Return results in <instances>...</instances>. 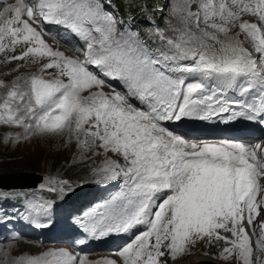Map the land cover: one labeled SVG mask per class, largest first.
Instances as JSON below:
<instances>
[{
    "label": "snow or ice",
    "instance_id": "1",
    "mask_svg": "<svg viewBox=\"0 0 264 264\" xmlns=\"http://www.w3.org/2000/svg\"><path fill=\"white\" fill-rule=\"evenodd\" d=\"M110 7L111 0H16L0 11L3 63L47 61L39 73L0 80V124L22 129L15 142L67 133L84 152L122 157L97 170L123 187L76 221L79 244L143 226L117 250L122 264H168L204 240L223 241L225 260L264 264V221H256L264 213V141L191 142L166 126L221 114L264 122V0H170L180 26L157 27L155 50ZM45 25L82 41L75 51L83 59L46 43L44 32L59 33ZM49 69L56 73L45 78ZM49 183L62 191L68 181ZM14 264L121 262L49 249Z\"/></svg>",
    "mask_w": 264,
    "mask_h": 264
},
{
    "label": "rangeland",
    "instance_id": "2",
    "mask_svg": "<svg viewBox=\"0 0 264 264\" xmlns=\"http://www.w3.org/2000/svg\"><path fill=\"white\" fill-rule=\"evenodd\" d=\"M165 3L167 6L164 8V11L168 12L169 17L162 22L164 29L168 28L167 21L179 27L180 16L178 14H172L169 7L170 0H165ZM3 8L4 7L0 5V11H2ZM161 10L163 9L160 8V11ZM113 13L115 14V12ZM246 19H249L251 22L256 21L254 17H246ZM43 36L46 43L53 49L56 48L54 50L63 51L66 55L71 57L70 48L62 46L57 39H54L48 33L46 34V32H44ZM77 41L79 40L77 39ZM51 42H56L55 44H58L55 45ZM79 42L82 44V41ZM245 46L247 47L248 44L246 43ZM3 60L4 56L1 55L0 80L6 82L11 81L17 74L30 76L31 74L39 73L41 64L47 62L45 59L44 61L33 63L31 58H27L25 61H19V63L18 61H13L3 64ZM17 67L19 68L18 73L11 71L12 68ZM55 73V69H49L45 72V78H52V75L49 74L54 75ZM104 90L109 92L106 87ZM132 101L136 103L135 100ZM21 131L22 129L15 126L0 125V176L3 174L9 175L7 177L18 176L17 178H9V181L18 182L21 185L35 184L36 180H32V175L25 177L23 180L20 179V173L29 172L43 176V181L37 185L36 189L28 188L19 189L18 191L0 190V194H3V198H0V229H2L0 231L2 236L0 237H4V235L10 237L7 242L4 244L1 242L0 245L6 247L5 252H9L10 257L18 259L25 255L37 256L44 252V246H47V250L65 249V245L71 243V245L81 248V244H79L78 241L84 239V235L76 221L83 217L86 212L103 204L92 203L91 205L89 201H84L83 204L78 207H74L72 204L64 207L63 204L69 202V195L74 197L81 194L84 189H91L94 187L93 185L98 182L104 183L106 186L98 192L97 200L105 198L108 193H111V197L115 195L122 188L112 186V182L105 180L103 174L97 170L100 169L105 160L109 158L117 160L122 164V157L111 152L105 153L104 150L100 148L84 152L77 147L74 139L69 142L67 133L63 135L53 134L42 138L33 137L15 142V134ZM94 152L99 154H94ZM50 180L68 181V184L62 186V191H50L49 189L52 187H61L60 185L50 184ZM88 185L89 187H87ZM261 221H264V213H262L257 220V222ZM245 227H248L246 223ZM220 231L222 235H227L223 230ZM67 232H70L68 236L75 235V237L69 240L60 239V237ZM43 235L48 237L47 242L40 241ZM116 236V234H113L101 240L89 239L86 242L89 243V251L86 253L88 260L90 262H97L109 258L117 260L122 264V258L117 255V250L121 246H118V249H104ZM14 237H18L19 241L29 240L35 243L37 242V244L40 243V246L34 248V253L28 254V251H22L18 254H13L9 249L11 246H16L14 243L16 239H13ZM224 247L225 243L223 241H213L211 243L207 240L197 241L194 245H190L189 250L176 260L167 257L168 264H177L179 258L181 260L185 259L186 262L192 260V264L200 262V259H208L207 261L210 262L197 264H215L211 261H216L218 264H237L235 259L225 260L222 258L221 254ZM3 257H5V260L8 259L7 254ZM261 259H264V254H261Z\"/></svg>",
    "mask_w": 264,
    "mask_h": 264
},
{
    "label": "bare ground",
    "instance_id": "3",
    "mask_svg": "<svg viewBox=\"0 0 264 264\" xmlns=\"http://www.w3.org/2000/svg\"><path fill=\"white\" fill-rule=\"evenodd\" d=\"M255 18V17H254ZM47 26L48 25H45V28L46 29H48L47 28ZM49 30H51L52 32H56L54 29H49ZM48 32H46V34H47ZM44 34V33H43ZM51 35V34H50ZM53 38H55V39H57L58 41H60L61 43H62V45H64L65 47H68V48H70L71 49V57H74V58H80V59H83V57L77 52V51H75V47H77L76 45L77 44H72V43H69V42H66L67 40L66 39H60V38H58V36H54V35H51ZM44 37V36H43ZM64 38V37H63ZM51 43H53V42H51ZM56 43V42H55ZM55 43H53V44H55ZM58 44V43H57ZM57 44H55V45H57ZM54 49H56V48H54ZM17 51H18V53H19V51H20V49L18 48L17 49ZM1 55H3V54H0V56ZM80 55V56H79ZM31 57H29L28 59H30ZM27 59V58H26ZM31 60H32V58H31ZM21 61V60H20ZM25 61V60H24ZM18 63H19V61H18ZM4 64V63H3ZM5 67V66H4ZM11 67V66H10ZM13 69V68H12ZM11 70V69H10ZM106 88H108L107 86H106ZM108 90H109V92L110 91H112V89L111 88H108ZM116 90H118L117 88H116ZM118 91H120V90H118ZM29 175H20V179L21 180H23V179H25V177H28ZM18 176H15V177H7L6 176V178L5 179H3V180H5V181H7V182H10V183H12V184H14V185H21V184H19L18 182H11V181H9L10 179L9 178H17ZM33 177V176H32ZM34 178L35 177H33L32 178V180H34ZM29 182V181H28ZM17 187H20V188H29V186H17ZM32 186H30V188H31ZM34 187V186H33ZM52 226V225H51ZM54 230V229H53ZM67 230V229H66ZM65 231V230H64ZM72 231V230H71ZM56 233V232H55ZM63 233V232H62ZM11 234V233H10ZM52 237V236H51ZM9 238L10 237H7V236H4V237H0V243L1 242H3L2 244H4L5 242H7L8 240H9ZM54 239V238H53ZM60 239H65V238H63V237H60ZM67 239V238H66ZM40 241H42V242H47L48 241V237H45L44 235H43V238H41V240ZM15 244H16V246H11V248L9 249V251H11L13 254H18V253H20V252H22V251H28V254L29 253H34L35 252V247H37V246H40V243L39 244H37V242L35 243V242H32V241H27V240H23V241H19V238L18 239H16V242H14ZM61 243V242H60ZM13 244V243H12ZM45 248H44V251H47V246H44ZM5 248L6 247H4V246H2V245H0V264H14V261H16V260H18V258H12V257H10L9 256V252H5ZM54 248V247H53ZM41 250V249H40ZM42 252V251H41ZM8 255V259L7 260H5V257H3L4 255ZM83 256H84V254H83ZM24 257H27V255H25ZM109 259V258H108ZM193 260H195V259H193ZM208 259H200V262H196L195 264H197V263H204V262H207V263H209L210 261H207ZM190 262V263H189ZM189 262H186L185 261V259H180L179 258V261H178V263L177 264H192V260H190ZM211 262H213V263H215V264H218V262H216V261H211Z\"/></svg>",
    "mask_w": 264,
    "mask_h": 264
},
{
    "label": "trees",
    "instance_id": "4",
    "mask_svg": "<svg viewBox=\"0 0 264 264\" xmlns=\"http://www.w3.org/2000/svg\"><path fill=\"white\" fill-rule=\"evenodd\" d=\"M166 6L165 0H115V7L122 16L134 15L137 24L141 26L145 23V27L149 24L148 18L151 14H155L154 9L164 10ZM163 10L161 14H163Z\"/></svg>",
    "mask_w": 264,
    "mask_h": 264
},
{
    "label": "water",
    "instance_id": "5",
    "mask_svg": "<svg viewBox=\"0 0 264 264\" xmlns=\"http://www.w3.org/2000/svg\"><path fill=\"white\" fill-rule=\"evenodd\" d=\"M21 175H32L33 177H35L34 179L36 180L35 184H32V185H14L10 182H7L3 179L6 178V176H9V175H1L0 176V188H3V189H7V190H10V189H27V188H20V187H17V186H32L31 188H35L39 183H41L43 181V176L39 175V174H36V173H29V172H24V173H20ZM19 174V175H20ZM34 186V187H33Z\"/></svg>",
    "mask_w": 264,
    "mask_h": 264
}]
</instances>
